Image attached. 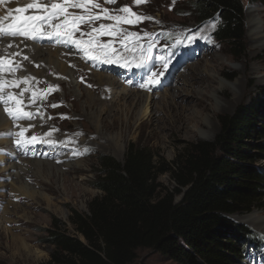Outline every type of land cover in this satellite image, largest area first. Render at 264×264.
Wrapping results in <instances>:
<instances>
[{
    "label": "rangeland",
    "instance_id": "374dc122",
    "mask_svg": "<svg viewBox=\"0 0 264 264\" xmlns=\"http://www.w3.org/2000/svg\"><path fill=\"white\" fill-rule=\"evenodd\" d=\"M1 1L3 2L2 6L6 5V7L4 6L6 9H16L19 6L12 0H10L12 2ZM192 1L146 0V2L137 5L134 0H116L115 3L96 0L102 8L109 9L110 14L123 16L125 14L118 10L127 6L133 13L151 18L144 19L137 24L122 23L120 25L122 29L139 33L140 44L145 48L150 41L154 43L152 59L142 68H137L134 65L130 68L121 67L119 64H106L88 59L84 56L83 51L75 52L74 44L62 42L61 38L56 37L60 43L57 44L52 40L49 46L53 52L63 50L69 53L65 57V54L60 52L59 61L64 63V61L73 60L67 62V68L73 72H71L70 81L69 78L63 79L53 71H49L45 65L36 63L31 58L33 51L29 46L32 45L33 40L21 36L1 38V40L17 41V45L23 44V47L15 50L12 43H10L11 47H8L7 43L1 44L5 53L0 51V56L7 55V59L11 60L14 66L13 71L7 69L0 71V74L3 75L1 80L16 81L18 86H6L0 95L5 98L9 93L15 95L22 101L21 107L26 112L32 113V118L20 119V121L28 120L27 124L23 122L21 128L26 129L24 139L35 136L30 127L39 124L36 120L38 117L42 116L45 121H50L46 127L53 134V137H47V144L50 146H46V143L42 142L44 150L39 149V145L34 149V152L38 148L36 155L42 157L43 154L46 158L40 160L41 166H45L44 164L49 162L53 167L50 166L51 170L48 171L40 167L38 173H34L32 170L26 174V178L21 175L24 178L22 183L35 192L33 199L15 194L12 191L14 190L12 189L14 188L13 182H16L17 185L18 183L14 176L11 178L7 176L8 167L10 164L22 166L21 161H31L39 157L29 158L33 150L23 152L24 154L29 153V156L18 153L15 155L13 144L17 139H20L15 134L20 132L18 130L22 123L7 121L11 125L10 131H0V141L5 140L10 143L5 146L0 145V158H4L3 161L0 160V264L46 263L52 247L44 243L45 231L55 220L67 234L82 239L74 232L68 218L71 210L86 213L89 201L100 194L93 186L98 173L97 158L99 156H108L122 163L128 144L134 143L150 149L162 160L170 162L184 143L212 140L219 131L218 117L232 114L237 106L249 103L258 88L264 87V39L263 41L254 40L250 36L248 28L249 19L254 17L258 20L261 34L264 35V6L254 3L253 0H241L244 7L245 33L243 40L245 51L242 58L236 59L232 55L230 45L214 37L218 25L217 15L198 22L196 14L189 8ZM61 2L63 0H56L54 3ZM68 11L74 14L83 13L82 9L70 8ZM94 12L100 14L101 19L90 25H80L81 32L87 33L92 27H99L100 24L115 23L103 18L101 9H94ZM32 14L42 13L34 11L26 15ZM14 16V13L6 16L7 21L11 23ZM131 18L135 19V17ZM62 20L63 17H60L53 23H60ZM145 33L150 34V39L149 36L144 35ZM193 35H203L210 39L197 38L193 42H189L187 38ZM75 38H81L80 32L75 33ZM87 38V35L83 37V39ZM99 40L101 43L111 41L113 47L121 48L119 37L102 35L99 36ZM49 46L41 47L44 49ZM126 55L131 54L126 53ZM160 57L165 58L168 64L167 69L163 67ZM17 69L19 70L16 71ZM42 70L46 71L43 76L39 75ZM204 71L209 75L202 77L203 80L197 81L198 84L193 87L195 91L203 88L206 95L200 102L202 105L193 109L207 117L209 125L202 124L194 128L191 123L185 122V116L181 112L182 108L186 107L192 110L194 107L190 101L191 96L183 93L178 96L176 91L182 87V84L184 85V82L187 81L186 83L190 84L192 77L196 78L200 72ZM152 72H163V75L159 76L160 83L149 85L147 88L140 87V84L145 83ZM93 73L110 75L129 91L148 95V97L152 96L150 97V99L153 98L150 101L151 107L148 108L149 119H144V123H141V120L138 122L134 115H128L126 120L117 117L113 120L111 114L103 113L101 131L98 132L88 116L90 112L105 109L112 103H110V95L100 96V92L105 89L95 84ZM213 73L228 82L235 83L234 89L227 88L216 91L219 83L218 78L216 79L212 75ZM25 79L28 80L27 84L21 82ZM53 81L59 83L54 84ZM171 87L175 90H171ZM168 89L167 95H162L164 90ZM212 90L216 91L217 98L222 102L219 109L214 108L212 104L213 101L210 97ZM33 92L37 94L35 97H33ZM88 93H91L93 98L90 108H88ZM14 102V100L9 102L10 107H15ZM2 104L3 102L0 101L1 108ZM34 105L43 107L37 109L38 115L36 111H33L36 110ZM52 105L58 106L52 107ZM174 113L176 115L179 113V115H173ZM1 114L5 120L12 118L7 113V116ZM174 116L175 119L177 118L176 122H173ZM199 127L205 129L207 133L201 136L198 131ZM36 144L37 142L25 146L34 147ZM256 167L264 171V160L256 163ZM14 171L16 175L17 170ZM158 182L165 188L171 189L172 187L168 175H161ZM17 185L15 186L18 187ZM180 198L181 196H177L176 201H179ZM251 216H256L264 221V208L235 214L230 218L249 228L254 234L264 236V224L256 220L250 222L248 218ZM253 255L255 256L248 255L247 258H244L242 264H264L263 256L257 252H253ZM131 264L174 263L155 251L139 249Z\"/></svg>",
    "mask_w": 264,
    "mask_h": 264
},
{
    "label": "trees",
    "instance_id": "16d2710c",
    "mask_svg": "<svg viewBox=\"0 0 264 264\" xmlns=\"http://www.w3.org/2000/svg\"><path fill=\"white\" fill-rule=\"evenodd\" d=\"M189 8L198 22L217 15L214 37L242 58L241 0H193ZM218 123L212 140L184 143L170 162L134 143L122 163L99 156L93 186L100 194L86 213L71 210L68 218L82 239L53 221L44 264H131L139 249L174 264H242L253 252L264 257V236L230 218L264 208V171L256 167L264 160V87ZM161 175L169 176L171 189L158 182Z\"/></svg>",
    "mask_w": 264,
    "mask_h": 264
},
{
    "label": "snow or ice",
    "instance_id": "6c2138e0",
    "mask_svg": "<svg viewBox=\"0 0 264 264\" xmlns=\"http://www.w3.org/2000/svg\"><path fill=\"white\" fill-rule=\"evenodd\" d=\"M106 3H115L116 0H105ZM135 4L139 5L146 0H134ZM70 8L82 9V14H74L69 12ZM29 9H35L42 14L24 15ZM94 9H101L103 18L112 20L114 24H100L99 27H92L87 33L81 32L80 25L92 24L94 21L100 20L101 15L94 12ZM20 15L14 16L11 23H3L7 20V17L0 18V37H16L21 36L26 39L36 40L41 37H58L62 42L74 44L78 49L83 51L84 56L88 59L100 61L106 64H119L121 67L135 66L142 68L146 66L152 59V50L155 46L153 42H149L145 48L140 44L141 36L137 32L127 31L122 29L120 25L122 23L137 24L144 19H151L150 17H144L133 13L127 6L120 8L118 11L125 15L110 14L109 9L102 8L101 4L96 0H63L61 3H51L50 5H42L38 0L27 4L26 7H18L15 10ZM63 17L60 23H53V21L59 20ZM131 17H135L132 19ZM50 29V30H46ZM80 32L81 38H75V33ZM87 35V39L83 37ZM108 35L112 37H119L120 49L113 47V43H101L99 36ZM145 36L150 34L145 33ZM210 39V37L203 35H193L188 37L189 42H193L195 39ZM12 45L9 44L8 47ZM218 47V45H216ZM126 53L131 55H126ZM27 58V57H25ZM163 62V67L167 69L168 64L164 57H160ZM7 69L13 71V62L4 57H0V71ZM163 72H152L145 83L140 84V87L147 88L149 85H156L160 83L159 76H162ZM27 84L28 80L21 81ZM6 86H18L16 81L0 80V92ZM22 95V93H21ZM37 94L33 92V97ZM15 101V107H8L9 101ZM0 101L5 104V111L14 120H20L25 118H32V113L26 112L21 107L22 101L17 99L15 95L9 93L7 98L0 95ZM58 105H52L57 107ZM26 129H21L20 132L15 135L20 137L16 140L18 146H25L37 142V137L32 136L30 139H24V133ZM50 135V133H49ZM51 142V141H49Z\"/></svg>",
    "mask_w": 264,
    "mask_h": 264
},
{
    "label": "bare ground",
    "instance_id": "6f19581e",
    "mask_svg": "<svg viewBox=\"0 0 264 264\" xmlns=\"http://www.w3.org/2000/svg\"><path fill=\"white\" fill-rule=\"evenodd\" d=\"M5 1H4V4H6ZM12 1L19 4L18 7H20V8L26 7L27 4L33 2V0H12ZM12 1L9 0V2H12ZM9 2H7V3H9ZM38 2L41 3L42 5H50L51 3H54L55 0H38ZM2 4H3V2L0 0V18L6 17L12 13H14L15 16L20 15V13H17L15 11L17 8L16 9H10L9 8L10 9L9 10V9L5 8L6 5L2 6ZM34 11H37V10L29 9L26 13H24V15L29 14V13L31 14ZM3 23L7 24L9 22L7 20H4ZM248 28H249L250 36H252L254 40L263 41L264 35H262L260 32L257 19H255L254 17L249 19ZM1 38L2 37H0V40H1ZM52 40H54L57 44L60 43V40L56 37H52V38L41 37V38H38L36 40H33L32 45L29 46L30 49L33 51V52L31 51L32 52L31 58L34 59V61L36 63L45 65V67L49 71H53L58 76H61L63 79H65V77L70 79L72 71L71 70L69 71V69L67 68V62H70L73 60H67L66 62L64 61V63H61L59 61L60 52L62 54H65V57L68 56L69 53H66L63 50L54 51V52L51 51V48L49 45L52 42ZM3 43H7L6 45L12 43L15 46V48H13L15 50H19V48L23 47V44L17 45V43H18L17 41L13 42V41L2 39L0 42V51L3 52V54L5 53V51L1 45ZM41 46H49V47L43 49ZM76 51H81V50L76 47L75 52ZM0 57H4L7 59V55L6 56L2 55ZM64 60H66V59H64ZM45 72L46 71L42 70V72L39 75L43 76L45 74ZM22 74H24V73H22ZM205 75L207 76L209 74L205 71L203 73L200 72L198 75L200 77L199 79L197 78L198 76L196 77L197 79L192 77V79H191L192 82H190V84H188L189 82L186 83L187 82L186 81V82H184V85L182 84V87L177 89V91H176V92H178V94H177L178 96L180 93L186 94L187 96H191L190 101L192 102L194 107H192V110H189L186 107L182 108L181 112H183V115L185 116V122L187 121L188 122L187 124L191 123L194 128H197L199 125H202V124H205L206 126L209 125V119L207 117L202 116L199 111H195V109H193V108H199V106L202 105V104H200V102L203 101L202 98H204L206 95V91L204 92L203 88L199 91H195L194 90L195 88L193 86L198 84L197 81H202L203 78L205 77ZM212 75L216 79L218 78L217 80L219 83L218 84L219 87L216 91H221V90L227 89V88L234 89L235 83L228 82V81L224 80L223 78L219 77V75H214V73ZM1 76H3V75L0 74V80H1ZM92 77L94 79L93 81L96 82L95 83L96 85H98L100 88L102 87L103 89H105V91L100 92V96L110 95V98H111L110 103H112L109 106L107 105L105 107V109L99 108L100 110H95V112H90V115L88 116L90 118L91 123H93L96 126V129L98 132L101 131V126H102L101 118H102L103 113L111 114L110 116L112 117L113 120H115L116 117L126 120L127 117H129L128 115H134L135 118L137 119V121L141 120V123H144L143 122L144 119L145 120L149 119L150 113H148V108L151 107L150 101H152L153 98L150 99V97H152V96L148 97V95L146 96L144 94H139V93L134 92L132 90L129 91V89H127L124 86H121L120 83L114 77H112L110 75H105L103 73H93ZM209 77H211V76H209ZM70 81H71V79H70ZM53 82H54V84L59 83L58 81H56V82L53 81ZM171 88H172L171 90H175L173 87H171ZM205 90H207V89H205ZM168 91H169V89L164 90L162 95H167ZM216 91H213L212 93H210V97L212 98V101H213L212 104H213L214 108L219 109L222 106V102L217 98L216 93H215ZM104 92H106L107 94ZM92 99L93 98H92L91 93H88V108L91 107ZM100 104H102V103H100ZM34 107L36 108V110L34 109L33 111H36L37 115H38L37 109L43 108L42 105H40V106L34 105ZM1 113H3L5 116H7L6 112H4V110H3V107L1 108V111H0V131H4V130L10 131L11 125L9 123H12L11 120H14V119L8 118L5 120V119H3ZM173 115H176V114L174 113ZM177 115H179V113H177ZM173 118H174L173 122L174 121L176 122L177 118L175 119V116ZM36 120L38 121L37 123H39V124L35 127H30V128L34 132V135L38 138L37 144H41L43 142V143H46V146H50L47 144V137H50V136L53 137V134H51L49 132V129L46 128L50 124V121H45V119L42 118V116L38 117ZM26 124H27V122H26ZM29 126H30V123H29ZM22 127H23V123H22V126L19 127L20 130H18V131H21ZM198 131H199L201 136L207 133L205 129L200 128V127H199ZM98 132H96V133H98ZM49 133H50V135H49ZM99 134H101V133H99ZM115 140H117V138H115ZM6 144H10V143H8L5 140L0 141V145L5 146ZM31 154H32L31 156L35 155V152L32 151ZM48 154L50 155V153H48ZM3 159H4L3 157L0 158L1 161H3ZM64 159H65V157H64ZM21 162H22V166H18L16 164H10V166L7 169L8 170L7 176L9 178L14 176V178L16 179V181L18 183V185H17V184H15L16 182H13L14 188H12V189H14V190H12V191L15 192V194L17 193L19 196L27 197V198L29 197V198L33 199L35 192L30 190L29 188H27V185L25 183H22L23 179L26 178V174L28 172L30 173V171H32V170H34L33 171L34 173L35 172L38 173V172H40V167H42L43 169L48 171V170H51L50 166L51 167H53V166L49 162L44 164L45 166H43V165L41 166L42 162L40 160H36V159L31 160V161L28 160V161H21ZM11 170H12V174H11ZM14 170H17L16 175L14 173L15 172ZM21 175H23L24 178H22ZM15 185H17L18 187H16ZM248 220L250 222H254L256 220V221L260 222L261 224H264V221H261L256 216H251L248 218Z\"/></svg>",
    "mask_w": 264,
    "mask_h": 264
},
{
    "label": "clouds",
    "instance_id": "9594fccd",
    "mask_svg": "<svg viewBox=\"0 0 264 264\" xmlns=\"http://www.w3.org/2000/svg\"><path fill=\"white\" fill-rule=\"evenodd\" d=\"M56 1V0H55ZM90 68V67H89ZM19 69H17L16 71H18ZM4 93V92H3ZM9 102H11V101H9ZM15 103V102H14ZM2 106H3V108H4V111H5V104L3 103L2 104ZM8 106L10 107V104H8ZM7 113V112H6ZM13 123H18V124H20V123H23V122H27V121H20V120H11ZM40 145V146H39ZM13 146H14V153H15V155L18 153L19 155L21 154V155H28L29 156V153H26V154H24L23 152L24 151H26V150H33L34 151V149L37 147V146H39V149H41V150H44V148L42 147V145L41 144H36L34 147H26V149L24 148V146L23 147H21V146H18L16 143H14L13 144ZM38 148L35 150V155H33L34 157H39V156H37L36 155V151H38L39 150ZM44 153H45V151H44ZM33 156H31V157H29L30 159H33ZM40 158V159H39ZM39 158H34V160L35 159H37V160H43V159H46L45 157H44V155L42 154V157H39ZM42 158V159H41Z\"/></svg>",
    "mask_w": 264,
    "mask_h": 264
}]
</instances>
